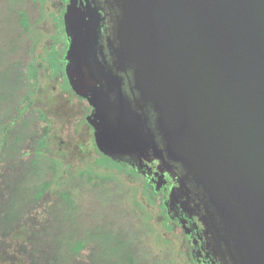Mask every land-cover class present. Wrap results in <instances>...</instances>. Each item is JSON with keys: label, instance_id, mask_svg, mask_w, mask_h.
<instances>
[{"label": "water", "instance_id": "95a60500", "mask_svg": "<svg viewBox=\"0 0 264 264\" xmlns=\"http://www.w3.org/2000/svg\"><path fill=\"white\" fill-rule=\"evenodd\" d=\"M116 2L113 62L81 32L64 58L97 147L117 160L166 151L203 187L233 264H264V0Z\"/></svg>", "mask_w": 264, "mask_h": 264}, {"label": "trees", "instance_id": "16d2710c", "mask_svg": "<svg viewBox=\"0 0 264 264\" xmlns=\"http://www.w3.org/2000/svg\"><path fill=\"white\" fill-rule=\"evenodd\" d=\"M44 7V0H0V130L11 127L0 154V264H78L87 247L90 254L86 264H150L149 257L157 258L159 251L148 246L151 237L142 231L146 217L156 220L152 215L155 207L163 217L159 226L169 231L164 221H171L155 189L128 165L112 160L119 166L115 169L92 160L91 166L134 176V197L124 196V209L131 219L127 226L113 218L100 217L94 206L82 210L77 190H84L86 185H67L77 164L65 160L63 140L53 137L54 121L41 108L34 107L33 95L37 93L41 71L36 51L39 40L31 31ZM59 35L58 28H54L57 41L51 48L61 51L57 63L65 75V44H59ZM48 51L45 49L41 56L47 61ZM42 122L46 124L42 126ZM1 140L0 135V143ZM88 167L80 168L78 173L92 174ZM39 208L45 216H39ZM137 208L148 213L146 217L138 214ZM22 229L26 238L16 239L14 234ZM178 237L184 240L180 234ZM169 253L159 252V256H168V264H179L172 257L175 251ZM188 256L189 263L195 264V259Z\"/></svg>", "mask_w": 264, "mask_h": 264}, {"label": "rangeland", "instance_id": "374dc122", "mask_svg": "<svg viewBox=\"0 0 264 264\" xmlns=\"http://www.w3.org/2000/svg\"><path fill=\"white\" fill-rule=\"evenodd\" d=\"M44 4L45 7L42 11V16L38 20L37 25H33L31 31V34L39 40L36 51L38 55L37 64L41 71L40 84L37 93L33 95L34 107L41 108L48 117L54 121L56 131L53 132V137L56 141L63 140L62 149L65 151V160L77 164L75 168L73 167V175H75L71 177L67 185H86L84 190L82 188L77 190V199L82 210L94 206V210L100 217L113 218L117 223L128 226L131 218L129 217L130 214H127L124 209V196L134 197L133 186L137 185V182L135 183L133 180L134 176L91 166L89 162L93 160L98 165L115 166V169H119V166L115 165L112 160L117 163L124 162L126 165H130V163L127 164L123 159H121L120 162V159L117 160L104 154L97 147L93 129L85 116L87 111L85 105L88 103L82 100L83 98L72 89L67 77L61 74V72L63 73L62 67L57 63V56L61 55V51H54L51 48L55 42L53 37V13L55 9L59 7L58 0H44ZM46 22H48V27L46 26ZM45 49H50V51L46 52V56L52 68L49 62L41 57ZM41 124L43 126L46 122H42ZM10 133V126H6L0 130V135L2 136L0 154L3 151ZM1 161L2 158L0 155V169L2 167ZM44 162L48 164L47 161ZM86 166H89L88 168L92 170V174H79V169L85 168ZM36 181L37 180L30 179V182ZM62 187H65V185ZM108 190L111 191V194H108ZM116 191H119V193ZM155 194L159 197L157 192ZM136 198L145 205H149L142 197L140 198L138 196ZM157 200L159 202L161 198ZM153 208L154 211L152 215L155 214V221L152 218L149 219L148 215L146 217L148 213L145 214L142 210L137 208L138 214L140 213L147 218L144 222V228L142 227V231L144 229L143 233H148V236L151 237V243H149L148 246L159 252L164 251L167 254H170V250L175 251L172 257L176 258L179 264H190L188 245L185 240L178 237L181 229L177 227L176 222L170 218L171 221L169 222L168 219V222L166 220L164 224L172 233L164 230L158 225V221L162 220L163 217L156 213L155 210L157 209L155 207ZM37 213H39L40 217L46 215L42 212V208H39ZM165 214L169 217L167 212H165ZM180 235L182 236V234ZM14 237L16 239L26 238L24 230L22 229L16 232ZM89 248L90 247H87L82 251L78 264H86L88 262L90 254ZM146 248L150 249L147 246ZM181 251L183 254L179 253ZM146 252L148 253V251ZM159 252H156L158 253L157 258L149 257L150 264H168L166 263L169 260L167 259L168 256H159ZM195 264L199 263L195 262Z\"/></svg>", "mask_w": 264, "mask_h": 264}, {"label": "flooded vegetation", "instance_id": "af4514ba", "mask_svg": "<svg viewBox=\"0 0 264 264\" xmlns=\"http://www.w3.org/2000/svg\"><path fill=\"white\" fill-rule=\"evenodd\" d=\"M58 4L59 7L53 13V23L54 28L57 27L60 32L59 44H65L63 68L66 67L64 58L69 40L74 38L75 32L88 36L96 49V56L112 63L114 50L120 46L118 32L122 16V9L116 0H58ZM67 15L68 24L72 27L69 33ZM54 40L57 41L55 37ZM121 73L125 78L123 90L133 97L134 93L130 88L133 75L131 72ZM64 74L66 76V72ZM82 100L88 103L85 105L87 116L93 107L88 99ZM156 116L152 110L153 123L156 122ZM157 138L160 146L165 148L162 136L158 135ZM123 160L127 164L130 163L128 166L142 175L154 189L159 185V191L155 190L161 198L159 202L164 204L167 213V207L170 209L169 218L181 229L180 234L188 245L191 258L199 264H233L225 244L219 237V228L222 226L219 217L215 215L213 207L204 195L203 187L181 163L171 160L166 151L157 156L152 150L142 158L129 156ZM171 194L174 198L169 202Z\"/></svg>", "mask_w": 264, "mask_h": 264}]
</instances>
